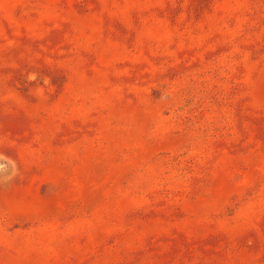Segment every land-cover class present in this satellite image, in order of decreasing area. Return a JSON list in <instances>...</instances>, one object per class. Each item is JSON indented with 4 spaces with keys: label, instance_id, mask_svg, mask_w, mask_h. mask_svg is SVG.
I'll return each mask as SVG.
<instances>
[{
    "label": "rangeland",
    "instance_id": "obj_1",
    "mask_svg": "<svg viewBox=\"0 0 264 264\" xmlns=\"http://www.w3.org/2000/svg\"><path fill=\"white\" fill-rule=\"evenodd\" d=\"M0 264H264V0H0Z\"/></svg>",
    "mask_w": 264,
    "mask_h": 264
}]
</instances>
